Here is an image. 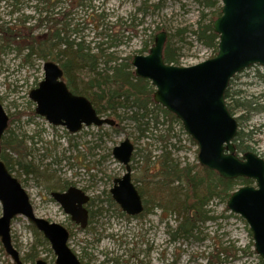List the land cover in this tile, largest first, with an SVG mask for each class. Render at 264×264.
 Returning a JSON list of instances; mask_svg holds the SVG:
<instances>
[{
	"label": "rangeland",
	"instance_id": "1",
	"mask_svg": "<svg viewBox=\"0 0 264 264\" xmlns=\"http://www.w3.org/2000/svg\"><path fill=\"white\" fill-rule=\"evenodd\" d=\"M40 2L0 0V23H7L25 35L28 28L36 26V21L22 23V20L30 16L37 18V6L44 5ZM80 2L92 8L84 6L82 9ZM142 2L58 0L54 7L73 12L70 27L79 22V26L84 27L79 35L90 47L106 41L102 36L97 37V32L104 26L99 27L92 22L88 18L90 14L104 13L103 21L108 26H117L116 21L121 22L115 28L119 36L113 49V55L118 60L147 54L154 44L151 37L161 29L177 51L179 66L194 65L213 56V50L197 41L193 34L200 22L209 21L211 8L195 0H146L145 7H149L143 15L138 9L142 8ZM152 4L157 6H150ZM220 5L219 0L217 6ZM47 25L36 26L35 34L46 31ZM70 38L73 39V36ZM1 43L0 39V103L9 116L7 130L23 140V152L26 154L24 158L10 152V171L26 190L37 217L60 223L69 229L67 244L83 264H264L254 249L248 224L226 207L227 199L211 200L208 207L212 218L199 222L192 237L172 239L171 232L179 223L177 213L164 206L165 201L140 180L159 178L158 173L154 177L155 171L152 170L164 145L158 134L167 139L166 151L170 152L174 162L180 167L193 165L195 171L199 170L196 166L199 164L197 145L179 121L163 116L157 129L142 131L137 122L128 118V114L119 121L108 111L101 115L116 119L122 129L114 131L107 125L89 126L74 134L63 126L51 125L43 116L36 114V104L29 97L30 90L43 79L44 61L35 57L26 58L24 52L17 53L10 44L6 43L9 47H5ZM234 77L231 90L240 89L243 98L264 105L263 66L248 67ZM157 111L160 112L156 109L154 113ZM119 112L123 113L124 109L120 108ZM240 114L242 112L237 110L234 117ZM169 127L170 130H167ZM242 127L252 133L249 151L264 158V109L253 113L249 121H243ZM125 138H129L134 145L130 162L132 178L136 188L142 190L143 202L148 208L138 216L124 213L109 192L113 179L124 172V166L113 157L112 149ZM19 158L31 163V172L18 164ZM68 186L78 187L90 196L88 210L91 217L83 229L71 221L69 214L51 196L52 191H62ZM33 230V225L23 216H16L11 222L12 242L22 262L34 263L35 260L25 261L24 257L27 253L36 252V259L55 264V254L49 243L42 242ZM0 264H15L1 243Z\"/></svg>",
	"mask_w": 264,
	"mask_h": 264
},
{
	"label": "water",
	"instance_id": "2",
	"mask_svg": "<svg viewBox=\"0 0 264 264\" xmlns=\"http://www.w3.org/2000/svg\"><path fill=\"white\" fill-rule=\"evenodd\" d=\"M220 1V14L212 23L213 32L218 34L217 53L213 57L190 66L168 64L163 59L166 33L159 31L148 53L133 55L131 65L136 77L147 79L154 86V102L173 113L196 143L197 159L202 166L225 179L243 177L254 181V185H243L234 190L226 206L246 221L254 249L264 260V158L251 151L236 154L233 139L238 124L224 98L235 74L254 64L264 67V0ZM43 72V79L29 92L36 104V114L52 125L64 126L69 132H75L83 125L114 124L112 119L99 116L87 97L68 89L57 62L45 61ZM8 120L0 103V141ZM132 151L129 138L113 147L114 158L125 165L126 172L114 179L110 189L114 201L131 216L143 210L128 164ZM51 195L71 220L82 228L86 226L88 212L83 204L88 197L82 190L72 186L65 192H52ZM0 205V242L16 264H50L44 259L34 263H24L20 259L10 234L11 221L18 215L24 216L42 233L55 254V264H82L67 245V229L34 214L28 194L1 158Z\"/></svg>",
	"mask_w": 264,
	"mask_h": 264
},
{
	"label": "trees",
	"instance_id": "3",
	"mask_svg": "<svg viewBox=\"0 0 264 264\" xmlns=\"http://www.w3.org/2000/svg\"><path fill=\"white\" fill-rule=\"evenodd\" d=\"M43 6H37L38 17L32 16L23 18L22 23L36 21V26H46V31L42 33L34 32L35 27H30L27 32L22 34L20 30L12 29L7 23H0V39L3 46L9 47L6 43L13 46L17 53L24 52V57H35L42 61L53 60L60 64L63 69L64 76L68 83L72 85L74 92L85 95L93 104L97 113L111 112L117 119L122 120L125 114L128 118L137 122V126L141 127L142 131H147L149 128L157 129L162 123L163 116H168L171 120L178 122L177 118L160 105H155L153 102L154 88L149 80L139 78L134 75L131 66V57H125L120 60L113 55V49L116 46L118 32L116 25L108 26L104 22V13L90 14L88 18L92 22H96L99 27L103 25V29L97 32V37H103L106 41L93 44L90 47L86 44L79 35L84 27H80V23H75L74 27L71 24V10L56 9L54 7L58 0H40ZM82 1V0H80ZM143 15L146 13V0H142ZM204 7L211 8V18L208 22H200L194 30L196 40L202 43L207 48L213 50V55L217 52L218 35L213 32L212 22L220 13V6H217L219 0H195ZM82 9L84 6L91 7L80 2ZM156 7L157 5H150ZM88 22V19H85ZM121 21V20H120ZM97 27V28H99ZM159 29V28H158ZM163 30V29H161ZM73 36V39L70 37ZM79 39V40H77ZM108 40L110 43H108ZM154 37H151V42ZM114 42V43H113ZM1 43V44H2ZM103 45H105L103 47ZM111 50V51H108ZM176 49L172 47L170 42L166 40L163 48V59L166 63L179 65ZM236 78V77H233ZM232 78V79H233ZM224 93L225 102L229 112L234 115L237 110L242 114L236 118L238 122V130L233 140L236 153L243 154L250 149L249 142L252 133L242 127L243 121H249L253 113L264 109V105L260 106L256 100L245 99L242 95V90H231L233 80ZM244 99V100H243ZM160 112H156V109ZM120 108L124 109L120 113ZM13 118L10 119L12 123ZM112 130L118 131L122 129L120 122L116 120V124L111 127ZM170 130V127L169 129ZM260 130V129H257ZM160 141L164 143L162 146L161 155L158 158L156 167L152 168L155 171L154 177L158 173L160 178L156 196H160L165 201L164 206H169L172 211L177 213L179 223L175 230L171 232L173 239L177 234L183 235L185 238L192 236L199 222L210 220V208L208 207L211 200L219 198L226 200L230 194L237 188L238 184L247 185L253 182L247 178L225 179L219 176L214 170L196 164L199 167L195 171V166L185 165L179 166L170 157V152L166 151L165 136L158 134ZM1 159L10 171L9 158L10 152L16 153L19 157H26L23 152V140L17 135H12L10 130H6L1 142ZM25 171H32V165L28 162L18 160ZM154 164V163H153ZM155 177L154 179H159ZM240 180V181H238ZM139 190V189H138ZM139 192L142 194L141 189ZM143 195V194H142ZM162 206V205H160ZM168 208V207H167ZM148 208L145 204L144 212ZM34 234L39 236L42 242L48 244L35 228ZM40 241V242H41ZM41 242V243H42ZM36 252H30L25 255V261H34L37 258Z\"/></svg>",
	"mask_w": 264,
	"mask_h": 264
},
{
	"label": "flooded vegetation",
	"instance_id": "4",
	"mask_svg": "<svg viewBox=\"0 0 264 264\" xmlns=\"http://www.w3.org/2000/svg\"><path fill=\"white\" fill-rule=\"evenodd\" d=\"M62 79H64V81H65V83H66V85H67V87H68V89L72 92V93H74V94H79V93H76V92H74L73 91V89H72V85H70L69 83H68V81L66 80V78H65V76H64V74H63V78ZM52 125V124H51ZM55 126V125H54ZM89 126H95V125H89ZM89 126H82L79 130H77V131H75V132H70V133H74V134H76L77 132H79L81 129H83L84 127H89ZM100 126H103V125H100ZM99 126V127H100ZM98 127V126H97ZM133 151H134V145H133ZM133 151H132V153H133ZM132 153H131V156H130V160H129V166H130V168H131V165H130V162H131V157H132ZM124 166V165H123ZM126 172V168H125V166H124V172H123V174ZM131 172H132V169H131ZM122 174V175H123ZM121 175V176H122ZM121 176H119V177H121ZM119 177H116V178H119ZM115 179V178H114ZM114 179H113V181H114ZM131 179L133 180V178H132V173H131ZM112 186H113V184H112ZM69 187H72V186H68L65 190H62V191H60V190H56V191H52V192H65ZM73 187H75V186H73ZM78 188V187H77ZM80 189V188H79ZM80 190H82V189H80ZM83 192H84V194L88 197V201L85 203V204H83V207L87 210V212H88V218H87V224H86V226L88 225V221H89V218L91 217V212L88 210V205H89V203H90V196L84 191V190H82ZM52 192H51V194H52ZM140 195H141V197H142V201H144L143 200V196H142V194L140 193ZM52 196V195H51ZM30 198V197H29ZM53 198V197H52ZM54 199V198H53ZM55 200V199H54ZM56 201V200H55ZM57 202V201H56ZM138 215H140V214H138ZM138 215H136V216H138ZM42 218V217H41ZM45 219V218H44ZM71 219V218H70ZM49 221V220H48ZM72 221V220H71ZM52 222V221H51ZM57 223V222H56ZM75 223V222H74ZM60 224V223H59ZM76 224V223H75ZM76 225H78L80 228H82L81 226H80V224L78 223V224H76ZM85 226V227H86ZM65 227V226H64ZM84 227V228H85ZM66 229H67V231L69 232V236H70V231H69V229L67 228V227H65ZM83 229V228H82ZM173 239V238H172ZM68 242V241H67ZM68 245V244H67ZM70 248V247H69ZM71 249V248H70ZM79 258V257H78ZM80 260V259H79ZM81 261V260H80ZM82 264H83V262H81Z\"/></svg>",
	"mask_w": 264,
	"mask_h": 264
},
{
	"label": "bare ground",
	"instance_id": "5",
	"mask_svg": "<svg viewBox=\"0 0 264 264\" xmlns=\"http://www.w3.org/2000/svg\"><path fill=\"white\" fill-rule=\"evenodd\" d=\"M133 155V153H132ZM140 182H142L143 184H145L146 186L149 187V189L153 192V194H156V191L158 190V186H159V182L160 180L158 179H153L152 181H148V180H140ZM142 192V190H141ZM143 194V193H142ZM206 222V221H205ZM179 236L185 238L183 235H181L180 233L176 235V238H178ZM193 236V235H192ZM192 236H188L187 238L189 237H192Z\"/></svg>",
	"mask_w": 264,
	"mask_h": 264
}]
</instances>
